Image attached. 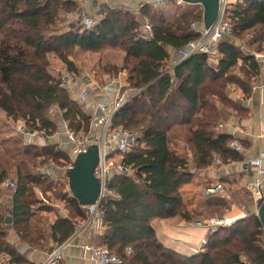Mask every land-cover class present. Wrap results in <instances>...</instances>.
Wrapping results in <instances>:
<instances>
[{
	"label": "trees",
	"instance_id": "obj_1",
	"mask_svg": "<svg viewBox=\"0 0 264 264\" xmlns=\"http://www.w3.org/2000/svg\"><path fill=\"white\" fill-rule=\"evenodd\" d=\"M75 7L63 0H0V112L6 121L15 125L32 109L46 118L49 109L56 106L69 130L87 135L91 118L66 90L59 94L41 79L49 70V55L77 75L71 59L76 50L98 54L99 61L104 60L105 50L121 52L120 67L108 61L99 63V74L115 77L123 71L127 88L140 93L113 115L109 128L134 132L139 139L134 149L120 159L127 173L115 171L108 185L120 198H107L101 204L103 231L98 246L106 247L122 264H264V232L255 215L218 229L208 237L204 253L190 256L163 246L152 226L155 220L174 217L193 221L180 193L185 183L180 175L188 171L190 162L173 148L178 138L188 148L194 169L209 168L214 159L222 165L243 162L240 152L229 147L232 136L217 133L216 126L226 111L242 116L240 107L225 91L234 85L249 95L259 75V64L226 39L214 48L219 57L215 66L210 63L211 57L199 54L176 66L172 74H164L173 53L199 39L200 12L185 8L177 20L167 21L161 11L149 9V18L161 27L155 29L149 43L132 49L136 17L117 10L107 12L89 31L74 22L66 32L55 34L63 23L62 17ZM227 18L232 37L242 41L248 38L249 45L258 43L257 50H262L264 0H236ZM3 151L20 158L14 166L16 189L9 212L14 228L27 231L36 215V201H30L31 187H40L46 181L25 170L21 157L43 158V164L48 160L55 162L59 153L51 147L21 146L18 141ZM6 172L0 165V185L7 179ZM50 190L51 183L43 192ZM65 202L72 217H58L51 225L57 246L73 234L77 223L74 219L85 218L73 198H65ZM225 202L217 196L208 198L205 204L221 216L228 209ZM37 211L50 209L40 207ZM3 224L0 212V255H9L7 264H23L5 243ZM128 249L131 253H127Z\"/></svg>",
	"mask_w": 264,
	"mask_h": 264
},
{
	"label": "crops",
	"instance_id": "obj_2",
	"mask_svg": "<svg viewBox=\"0 0 264 264\" xmlns=\"http://www.w3.org/2000/svg\"><path fill=\"white\" fill-rule=\"evenodd\" d=\"M112 9L108 10H117L122 12V7H131L135 10L137 6L136 0H113ZM99 5V4H98ZM194 9L197 12H200L202 15V9L199 5H188L183 4L180 6L174 5H164L160 8L147 7L146 10L142 11L139 14H134L137 20V25L135 29V35L131 42V48L136 49L145 43L144 33L138 31L139 23H141L142 19H147L153 26L154 32L156 28H160L161 25L152 21L149 18L148 10H159L162 12L163 17L167 21L177 20L180 16L181 12L185 9ZM81 11H87L93 20L97 22L102 20L104 17L105 11H100L98 7L95 6L93 0H85L81 5ZM102 13V14H100ZM170 14V15H169ZM97 15V17H96ZM172 16V18H168ZM202 23L198 26V30H201ZM259 28H257V31ZM230 40L234 46H240L242 43L237 38H226ZM223 39V40H226ZM243 42V41H242ZM253 48H257L259 46L258 43L252 45ZM249 47V46H248ZM250 48V47H249ZM255 50L259 52L257 49ZM262 50L259 52L264 54V46H260ZM251 49V48H250ZM109 58L108 62L116 67H120L123 59V54L121 52H110L107 53ZM173 53L171 60L169 63L165 65V68L173 61ZM51 56V57H50ZM107 57V55H105ZM49 59L55 64H61V62L53 55H49ZM219 57L217 52L213 51V55L211 57V65L215 66ZM75 64V62H73ZM51 64V63H50ZM78 70L77 77L81 80V90L86 91L89 95L87 100H81L79 95H72L68 93L72 100L75 101L81 108L82 112L91 118L90 129L86 137H97L100 133L102 124L104 122L105 117L112 111L115 96L109 95L105 92V87L109 85H113L115 88L119 90L122 94L125 93V101L126 103L138 95L140 91H135L127 88L126 83V74L121 71L115 77L102 76L98 72L87 70L81 72V68L79 65H76ZM84 68V67H83ZM164 68V70H165ZM42 81L52 87L59 94L65 90L53 76V73L49 70L45 71L41 76ZM120 94V93H119ZM226 96L233 102H235L238 107L242 110V116L240 117L235 112L226 111L223 114V118L216 126L217 133L232 136L239 143L241 147L240 155L243 159V162L239 163H230L227 165H222L221 163L216 164L213 162L212 166L203 170L194 169L192 160L190 162V167L187 172L180 175V177L185 181V183L180 188V193L184 203L187 206L184 192L189 193L193 202L198 201L200 203L206 202L208 198L213 197H222V194L225 191V188H229L235 185H249L253 179L256 177V167L249 166L248 163L256 160L260 154L264 152V63H259V75L253 82L251 92L249 95H245L241 89L237 88L234 85L228 86L225 91ZM100 105L105 107V110H101ZM35 111V119L36 127L39 130H35L32 127L34 124L33 120L30 117L24 118L19 121L17 124H10L6 121L5 116L2 112L0 114L3 116V120L7 125H10L13 128L10 132V139L13 137L16 138L11 140L13 144L14 141H18L19 143H28V145L37 146V147H51L53 148L55 153L58 154V159H56L55 163L53 161H48L54 163L59 169H46L47 165L44 166L40 170V174L45 181L48 179L51 185H60L62 186L61 194L64 195L63 199L59 198L57 202L59 204H64L67 206L65 202V198H73L67 185V167L72 165V154L71 150L73 144L67 139L66 135L60 131L56 130V122L61 121V115L56 110L53 112L54 114H58L56 119L43 118L39 112ZM53 113L49 114L52 116ZM23 124L28 127L26 133H22ZM29 131V132H28ZM10 142V141H9ZM1 143V141H0ZM7 143V142H6ZM184 143L182 139H177V143ZM11 144V145H12ZM57 146V148L55 147ZM24 146V145H23ZM12 147V146H11ZM108 152L110 153L109 158L114 159L117 162H120L119 155L114 152V146L111 145L109 147ZM16 155V154H14ZM2 167V164H0ZM246 165V171H245ZM264 167V163H263ZM49 171V172H47ZM221 185L222 190L220 193L206 196L204 194V190L206 187H211L214 185ZM228 190V189H227ZM8 191L7 188L0 187V206H7L4 211L6 214L1 213L3 218V232L5 234V243L8 248L19 258H21L23 264H40L41 261L45 258V255L52 251L57 245L53 240V236L51 233V225L58 217H52L51 212H36L35 216L39 214V222L38 230L34 231V229H30L27 231H19L14 228V223L12 221V217L10 215V209L12 208V195L10 198L6 199L4 197V192ZM10 193L13 194V191L10 190ZM61 195V196H62ZM63 202V203H62ZM193 205V203H191ZM48 205V204H47ZM196 205V206H197ZM70 210V208L67 206ZM81 208V207H80ZM193 217V221H201L206 219L204 214H200L199 212H195V210H189ZM1 212V209H0ZM196 213V214H195ZM50 216V219L49 217ZM60 218H64L59 216ZM36 218V217H34ZM33 218V219H34ZM69 218V217H68ZM85 219V218H84ZM9 220V221H8ZM77 221L76 224L81 223L79 219L75 218ZM183 219L179 217H174L167 220H155L152 223L153 229L155 231V236L157 240L165 246L159 239H165L166 241L175 242L177 245L188 251L191 248L197 246L196 240L202 239L205 235L203 230H194L193 228H187ZM42 224V225H41ZM103 228L100 227L96 222L86 226L84 230L79 233L70 243L67 245L63 251V259L60 264H92L89 259L83 256L82 246L84 245H98L99 236L102 234ZM160 236V237H159ZM195 239V241H194ZM190 241L192 242L190 244ZM166 247V246H165ZM168 248V247H167ZM170 249V248H169ZM188 249V250H187ZM173 250V249H171ZM174 252L176 250H173ZM177 253V251H176ZM183 255V254H182ZM190 256V255H185ZM10 260L8 254L0 255V264H7Z\"/></svg>",
	"mask_w": 264,
	"mask_h": 264
},
{
	"label": "built area",
	"instance_id": "obj_3",
	"mask_svg": "<svg viewBox=\"0 0 264 264\" xmlns=\"http://www.w3.org/2000/svg\"><path fill=\"white\" fill-rule=\"evenodd\" d=\"M75 4L76 6H81L85 0H63ZM137 6L134 9L131 7H122L121 10L124 13L130 14H139L142 11L146 10L147 7L160 8L164 5H174L180 6L184 3L181 0H136ZM234 0H218V14L216 20L213 24L204 29L203 27L199 30L200 37L195 41L187 43L183 48L177 50L175 54L179 57L178 60H173L165 68L164 74H172L174 68L189 59L194 55H207L212 57L214 48L217 43L226 38H232V25L229 22L227 15L229 9ZM96 7L100 11L108 12L112 9L113 0H93ZM99 4V5H98ZM73 21L81 26L82 30L89 31L94 27V20L91 15L85 11L80 12L74 15ZM195 29V25H191ZM138 31L144 33L145 43H149L153 39L154 29L150 21L147 19H142L139 23ZM239 47H243L240 45ZM246 49V54L250 57H253L254 60L259 63H264V54L257 52L256 50L250 49L249 47H244ZM58 73L60 85L70 94L79 95L81 100H87L89 95L86 91L81 90V80L75 74L68 72L65 68L55 69ZM172 84L175 83L174 80L171 81ZM105 92L109 95L115 96V103L112 111L105 117L102 124L100 133L97 137H76L74 133L65 129V135L67 139L73 144L71 154L72 161L79 154L86 153L88 149L96 147L99 153V161L94 170V177L99 183L100 191L98 199L94 205L83 207L85 214V219L76 224L73 230V234L61 245L55 247L52 251L45 255V258L41 261L40 264H60L63 259V251L67 245L81 233L84 228L94 222H96L100 227H102L103 214L100 211L101 204L107 198L119 199V195L109 189L108 185L113 177L115 171L119 173H127V169L114 159L109 158V147L114 146V152H116L120 159L134 149L136 146L139 136L138 134L125 130L123 128L110 129V122L113 115L121 109L125 104V93L119 92L117 88L113 85L105 87ZM120 93V94H119ZM101 110H105V107L100 105ZM57 110L56 106H52L49 109V114ZM229 147L236 152L241 151L239 143L233 138L229 143ZM214 163L219 164L218 159H214ZM264 152L259 155V157L251 161L249 166L256 167V177L253 181L246 185V189L254 197L255 202L258 203L261 199H264ZM71 166L67 167V170H70ZM46 169H59L54 163L49 162ZM246 171V165H245ZM49 172V171H47ZM0 187L7 188L12 191L16 189L15 184L4 181ZM222 186L217 184L211 187H206L204 194L206 196H211L220 193ZM246 215H238L233 218H228L226 215L217 216L215 218L209 219L206 223H191L188 222V226L191 228H200L204 229L207 234V238H204L200 241V244L197 248L192 249L191 255H199L205 252V247L208 243V237L215 234L220 228H227L235 224L238 221L243 220ZM82 253L87 259L91 261L92 264H122V260L116 255L112 254L106 247L98 245H84L82 246ZM127 253H131L130 249L127 250Z\"/></svg>",
	"mask_w": 264,
	"mask_h": 264
},
{
	"label": "rangeland",
	"instance_id": "obj_4",
	"mask_svg": "<svg viewBox=\"0 0 264 264\" xmlns=\"http://www.w3.org/2000/svg\"><path fill=\"white\" fill-rule=\"evenodd\" d=\"M81 12V6H77L74 9H72L71 12H69V14L65 15L64 17H62L63 23L58 27L57 31L55 32V34H59V33H64L68 30V25L70 23H74L73 21V17L75 14L80 13ZM106 14V13H104ZM170 15V14H169ZM168 18H172V16H169ZM97 17V15H96ZM94 22H97L96 20H94ZM152 23V22H151ZM252 35V34H251ZM246 41H241V45H243V47H241V49H243L244 51H246V49L244 47H250L251 49L255 50V48H253V46L249 45V43ZM257 49V48H256ZM112 51L110 50H105V55L104 56V60L103 61H99V55L98 54H94L91 52H83V51H79L76 50L73 53L72 56V61L75 62L76 65H79L81 68V72L85 71V69L87 70H93L96 73H99V63H102V65L108 61V54ZM51 57V56H50ZM111 58V57H110ZM109 58V59H110ZM50 60V59H49ZM50 67H49V72L51 71V73H53V76L56 77V79L59 81L58 78V73L55 70L56 68H60V69H64L63 64H55L54 62H52V59L50 61ZM84 67V68H83ZM58 114H54L52 116L48 115V119L52 118V119H56V116ZM35 111L34 109H32L26 116L30 117L31 120H33L34 124H32L33 129L35 130H39V128L36 127V122L34 121L35 119ZM56 132L57 129L58 131L65 133V129L67 127V125L62 121L56 122ZM22 126V130H20L22 133H26L28 127L20 124ZM27 128V129H26ZM68 128V127H67ZM66 128V129H67ZM13 128H11L10 125H7L4 120H3V116L0 114V141L2 142V145L0 144V164H2V169H6L8 173L7 174V179L6 181L11 182V183H16L15 181V168L14 166L19 164V157H15L13 156V153H9L6 154L3 149H10V147L12 146L11 144V140L15 139V137H13L12 139H10L9 135L10 132H12ZM69 130V129H67ZM70 132L73 133L72 130H69ZM29 132V131H28ZM76 137L82 138V137H86L87 135L83 134L82 132H79L77 134H75ZM10 141V142H9ZM7 142V143H6ZM28 144V143H27ZM26 143H20L21 146H27ZM55 147L57 148V146L55 145ZM178 154L186 156L189 160V162H191L192 158L191 155L189 154V150L186 147V145L184 143H179V144H175L173 147ZM58 149V148H57ZM21 159H23L24 161V169L28 170L29 173L33 174V175H39L40 174V170L42 168H44V166H46V163H41V161H43V158H37V159H30V158H26L24 160V158L21 157ZM49 161V160H48ZM55 163V162H54ZM52 183V182H51ZM49 184V180H46V183L43 184L40 187H31L32 191H31V198L30 201L33 202L36 201V203L33 206V209L35 212H37V209H39L40 207H46L48 209H50V214L51 216L54 217H59L62 216L64 218H70L72 217V214L70 212V210L67 208L66 205L64 204H59L57 202V200L59 199V197L62 195L60 193V190L62 188V186L60 185H52V190H50V192H46L44 193L43 190L48 186ZM228 189V190H227ZM186 194V195H185ZM189 193L184 192L185 195V200L187 203V209L189 210H195V212H199L200 214H204V217H206V219H203V221H201V223H206L209 219L215 218L217 217L219 214L214 212V209L209 208L208 204H205V202L198 204L199 200H196V202H193L192 199H198L197 195L196 198H191L190 195L188 196ZM12 195V193H10V189L9 192L5 191L4 192V197L6 199L10 198ZM220 196L223 197V199L226 201V205L228 207V209L223 213V215H226L228 218H233L236 217L238 215H246V217H248V215H255L256 214V210H257V203L255 202L254 197L250 194V192L246 189V185H235V186H231L229 188H225V191L220 194ZM63 203V202H62ZM193 203V205L191 204ZM48 204V205H47ZM197 205V206H196ZM7 206H0L1 209V213L6 214L4 211L6 210ZM196 214V213H195ZM36 218L32 219L31 223H30V229H36V231L38 230L39 227V222L37 221V219H39V214L37 216H35ZM50 219V216H48ZM245 217V218H246ZM244 218V219H245ZM186 222V221H185ZM191 223H199V221H192ZM42 225V224H41ZM185 225L187 226V228H191L188 226V222L185 223ZM232 226V225H231ZM230 226V227H231ZM194 230H200V228H193ZM204 231L205 235L202 239L207 238V234L206 231L204 229H201ZM160 237V236H159ZM200 239L199 242L198 240H196V242L198 243L196 247L191 248V249H187L188 251H186V249L182 248L181 246L177 245L175 242H170L169 238L168 241H166L165 239H159L166 247L176 250L177 253L179 254H183V255H191L192 254V249H195L198 247V245L200 244V241L202 240ZM195 241V239H194ZM193 242V241H192ZM190 241V244L192 243ZM175 251V252H176Z\"/></svg>",
	"mask_w": 264,
	"mask_h": 264
},
{
	"label": "water",
	"instance_id": "obj_5",
	"mask_svg": "<svg viewBox=\"0 0 264 264\" xmlns=\"http://www.w3.org/2000/svg\"><path fill=\"white\" fill-rule=\"evenodd\" d=\"M181 1L184 4L199 5L201 7L202 27L204 29L209 28L216 20L218 14V0ZM235 1L236 0L233 2ZM94 4H96V2ZM173 59L178 60L179 57L174 54ZM98 161V150L96 147H92L88 149L86 153L76 156L72 161V168L67 172L68 189L73 199L81 208L94 205L98 199L100 186L93 175ZM255 217L260 221L264 232V199L258 202Z\"/></svg>",
	"mask_w": 264,
	"mask_h": 264
}]
</instances>
